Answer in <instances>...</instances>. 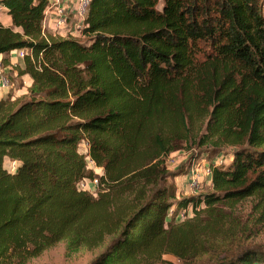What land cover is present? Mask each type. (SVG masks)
<instances>
[{
    "label": "trees",
    "instance_id": "16d2710c",
    "mask_svg": "<svg viewBox=\"0 0 264 264\" xmlns=\"http://www.w3.org/2000/svg\"><path fill=\"white\" fill-rule=\"evenodd\" d=\"M47 5L0 0L10 18L0 24V55L27 50L16 70L31 79L23 99L0 100V264H25L65 239L95 249L106 235L112 240L88 264H155L166 255L264 264L262 250L231 254L241 230L229 211L264 192L260 0H91L87 43L45 41ZM196 122L209 161H230L213 167L211 192L176 200L165 179L185 176L197 155L175 173L164 157ZM82 141L103 170L96 196L77 189L95 177ZM6 159L20 162L15 174ZM189 204L200 207L193 218L166 226L169 207Z\"/></svg>",
    "mask_w": 264,
    "mask_h": 264
},
{
    "label": "rangeland",
    "instance_id": "374dc122",
    "mask_svg": "<svg viewBox=\"0 0 264 264\" xmlns=\"http://www.w3.org/2000/svg\"><path fill=\"white\" fill-rule=\"evenodd\" d=\"M261 4L264 5V0H260ZM262 13L263 8H262ZM5 15L0 14V20L3 21ZM82 42V41H81ZM17 59V67L21 65V60ZM17 74V70L11 72V81L17 82V78L14 75ZM205 125L202 126L201 122H196L190 127V137L179 151L177 158V164L175 166H166L163 162V167L167 173H175L179 166L184 163L191 155H197L196 163L209 161L210 152L212 147L210 143L198 146L200 137L204 135ZM86 148L88 149L87 142L82 141L79 145V151L83 155L85 154ZM229 149V148H228ZM228 151V150H227ZM225 164L230 161L229 157L223 158ZM183 176L167 177L165 179L168 185L172 184L176 188V198H183V191L186 188V180ZM138 189V186L134 187V191L130 192L133 195ZM152 187H145L146 195L150 194ZM211 192L210 181L204 180L201 186V193ZM129 195V196H130ZM227 209V208H226ZM229 210V209H228ZM233 216L237 218L241 233H236L234 237L237 239L235 246L232 248L231 254L236 253L240 249H258L264 251V192L259 193L256 196L248 198L238 203L232 210ZM112 235H106L105 240L101 246L95 249H88L81 245L79 247H69L68 240H62L56 245L44 251L40 256L28 260L25 264H88L95 257L101 254L105 247L112 240ZM240 246V247H239ZM227 254L219 252V258L225 257ZM213 258L209 256H202L192 261H182L173 256H163L162 260L155 264H212Z\"/></svg>",
    "mask_w": 264,
    "mask_h": 264
},
{
    "label": "built area",
    "instance_id": "2783aa9c",
    "mask_svg": "<svg viewBox=\"0 0 264 264\" xmlns=\"http://www.w3.org/2000/svg\"><path fill=\"white\" fill-rule=\"evenodd\" d=\"M90 4L91 0H48L41 26V36L47 42H49L50 38H54L71 39L87 43L91 37L90 33L86 31L89 27L86 19ZM262 8L264 12V5H262ZM0 13H4L2 6H0ZM12 53L15 58L17 57L21 60L28 54V51L22 49ZM12 86L11 76L6 71L3 59L0 58V87L2 89H10ZM178 155L179 151L169 153L164 157V164L166 166H175L179 159L177 158ZM84 157L86 168L92 170L95 177L82 180L78 183L77 189L96 196L98 193L105 191V184L101 180L103 170L90 158L87 148ZM195 161L189 166L185 175V177L188 176V179L186 180V188L183 191L184 197L199 195L204 180L210 181L213 167L225 165L222 157H217L213 161H203L200 164ZM19 166L20 162L17 160L6 159L4 162V169L11 175L17 172ZM180 199L182 198H176V200ZM199 209L200 207H195L192 204L181 208L173 205L166 212L165 224L166 226L176 225L190 220L194 217L195 211H199Z\"/></svg>",
    "mask_w": 264,
    "mask_h": 264
},
{
    "label": "crops",
    "instance_id": "0c3cea01",
    "mask_svg": "<svg viewBox=\"0 0 264 264\" xmlns=\"http://www.w3.org/2000/svg\"><path fill=\"white\" fill-rule=\"evenodd\" d=\"M4 14L5 17L3 21L0 20V24L4 26H10V18L9 16L4 12L0 13ZM1 59L7 60V64L5 65L6 71L9 72V75L11 76V72L14 71L17 68V59L14 57V54H4L0 55ZM12 67V68H10ZM15 78H17V82L13 83L12 88L10 89H2L0 87V100H4L7 97H11L12 100H19L23 99L28 91V88L30 87L31 84V79L28 75H23L21 77H17V74L14 75ZM25 82V83H23ZM185 178V176H183Z\"/></svg>",
    "mask_w": 264,
    "mask_h": 264
}]
</instances>
